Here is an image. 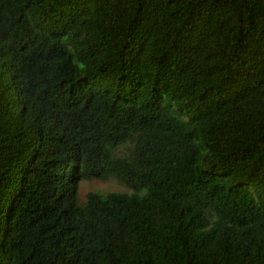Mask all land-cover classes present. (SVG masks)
<instances>
[{
	"label": "trees",
	"instance_id": "1",
	"mask_svg": "<svg viewBox=\"0 0 264 264\" xmlns=\"http://www.w3.org/2000/svg\"><path fill=\"white\" fill-rule=\"evenodd\" d=\"M0 264H264V0H0Z\"/></svg>",
	"mask_w": 264,
	"mask_h": 264
},
{
	"label": "rangeland",
	"instance_id": "2",
	"mask_svg": "<svg viewBox=\"0 0 264 264\" xmlns=\"http://www.w3.org/2000/svg\"><path fill=\"white\" fill-rule=\"evenodd\" d=\"M123 188L125 190L128 189L126 185L119 182L113 177H110L104 180L92 178L88 180H82L80 182L77 196L79 200H84L85 194L88 191H99V192L104 193L109 190L124 191Z\"/></svg>",
	"mask_w": 264,
	"mask_h": 264
}]
</instances>
